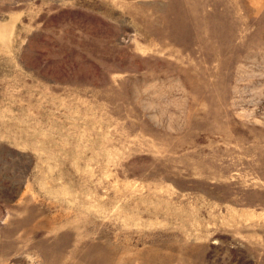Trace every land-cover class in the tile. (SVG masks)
<instances>
[{
  "label": "rangeland",
  "instance_id": "1",
  "mask_svg": "<svg viewBox=\"0 0 264 264\" xmlns=\"http://www.w3.org/2000/svg\"><path fill=\"white\" fill-rule=\"evenodd\" d=\"M0 264H264V0H0Z\"/></svg>",
  "mask_w": 264,
  "mask_h": 264
}]
</instances>
